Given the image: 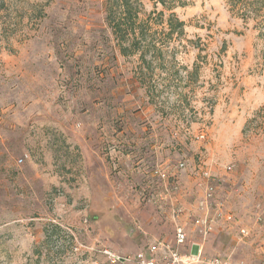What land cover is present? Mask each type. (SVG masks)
<instances>
[{
	"label": "rangeland",
	"instance_id": "rangeland-1",
	"mask_svg": "<svg viewBox=\"0 0 264 264\" xmlns=\"http://www.w3.org/2000/svg\"><path fill=\"white\" fill-rule=\"evenodd\" d=\"M132 3L134 31L117 0H0V264H96L177 226L184 253L264 264V0ZM206 172L234 217L207 234Z\"/></svg>",
	"mask_w": 264,
	"mask_h": 264
},
{
	"label": "built area",
	"instance_id": "built-area-1",
	"mask_svg": "<svg viewBox=\"0 0 264 264\" xmlns=\"http://www.w3.org/2000/svg\"><path fill=\"white\" fill-rule=\"evenodd\" d=\"M204 137V135L202 136ZM184 166V163L181 164ZM160 174V169L155 171ZM207 186L205 188V196L201 201V207L205 209V214L196 219V224L202 232H212L215 225L220 222H231L234 217L231 213L224 209V205L219 203L215 212H210V206L215 201L216 187L215 181L209 173H205ZM177 189V186H174ZM242 236H247L249 231L246 228H241ZM188 234L183 227L177 226L175 231V240L169 241L162 238L155 239L148 244L146 249L135 254L132 253H117L109 248L98 250L104 257V260L97 261L96 264H240L230 260H222L220 257L204 259L201 254L184 253L181 249L187 242Z\"/></svg>",
	"mask_w": 264,
	"mask_h": 264
},
{
	"label": "trees",
	"instance_id": "trees-1",
	"mask_svg": "<svg viewBox=\"0 0 264 264\" xmlns=\"http://www.w3.org/2000/svg\"><path fill=\"white\" fill-rule=\"evenodd\" d=\"M120 1V6L124 7V12L125 10L130 11V16H128V22L127 25L132 28V30L134 31L133 27L136 24V17H138V12L137 10H133L132 7L134 4L132 3V0H117ZM159 3H161L162 5H166L168 3V0H157ZM122 22H118L117 24H115V31L116 33H119L121 35H126L128 33V29L127 28H123V24L125 23V18H121ZM167 24L169 25V28L171 29V31H179V33H183L184 32V28H185V22L183 20H181L174 12H172L168 19H167ZM123 35V36H124ZM135 46H139L141 45L139 42L134 41ZM122 49L123 51L126 52L129 50L127 46H124V44L122 45Z\"/></svg>",
	"mask_w": 264,
	"mask_h": 264
}]
</instances>
